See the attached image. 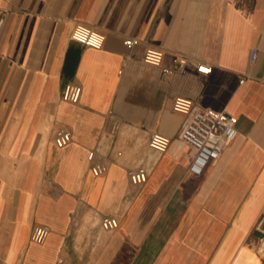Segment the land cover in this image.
<instances>
[{"label":"crops","instance_id":"obj_1","mask_svg":"<svg viewBox=\"0 0 264 264\" xmlns=\"http://www.w3.org/2000/svg\"><path fill=\"white\" fill-rule=\"evenodd\" d=\"M77 23L103 46L73 40ZM148 47L161 66L143 62ZM175 55L212 70L165 74ZM69 83L77 103L63 99ZM177 96L237 119L199 177L176 135ZM61 127L71 141L58 147ZM151 131L171 140L159 156ZM140 164L151 170L136 186ZM263 210L264 0H0V264H264L253 243ZM104 216L118 227L102 230ZM38 225L42 243L30 238Z\"/></svg>","mask_w":264,"mask_h":264},{"label":"built area","instance_id":"obj_2","mask_svg":"<svg viewBox=\"0 0 264 264\" xmlns=\"http://www.w3.org/2000/svg\"><path fill=\"white\" fill-rule=\"evenodd\" d=\"M71 38L85 47L100 49L103 46L105 36L96 28L84 23H77L72 28ZM124 44L132 48L138 44L135 37H127ZM258 51L251 50L250 60L255 61ZM163 52L160 49L148 47L142 57L143 62L161 66ZM174 67L163 68L165 74L174 71L185 72L194 70L198 74L207 75L211 72L212 66L203 61H197L186 56H173ZM81 94V87L76 83H69L63 92V99L71 103H77ZM172 110L179 113L182 118L177 131V138L185 145L187 153L190 155L187 171L194 177L201 176L205 170L216 162L223 150L229 146L238 136L236 128L237 119L235 116L225 111H214L203 109L193 103L189 98L177 96L173 99ZM71 141L70 132L61 127L56 131L54 142L56 146L63 147ZM170 138L151 131L147 136L148 146L159 156L165 153L170 145ZM94 151L88 153V160L94 159ZM91 172L99 175L105 170L101 162L93 163ZM151 170L149 164H140L129 172V180L133 185L143 184ZM262 219L258 223V229L264 220V210ZM99 226L104 231H112L118 227V220L113 216H104L99 219ZM264 228V226H263ZM264 233V230H262ZM49 233V228L44 225L35 226L31 233V240L35 243H42ZM264 246V242L262 243ZM56 264H63V260L58 259Z\"/></svg>","mask_w":264,"mask_h":264},{"label":"rangeland","instance_id":"obj_3","mask_svg":"<svg viewBox=\"0 0 264 264\" xmlns=\"http://www.w3.org/2000/svg\"><path fill=\"white\" fill-rule=\"evenodd\" d=\"M262 215H263V214H262ZM261 219H262V216H261V218H260V221H261ZM263 226H264V220H263L262 226L259 227L258 230H256V235H255V238H254V241H253V243H254V245H255L257 251H258L262 256H264V246L262 245V243L264 242V233H263V231H262V230H264Z\"/></svg>","mask_w":264,"mask_h":264}]
</instances>
